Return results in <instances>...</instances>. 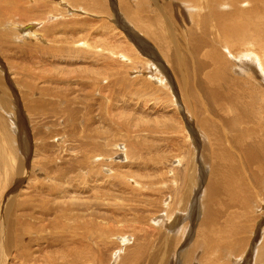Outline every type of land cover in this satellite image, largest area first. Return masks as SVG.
Masks as SVG:
<instances>
[{
    "label": "rangeland",
    "instance_id": "1",
    "mask_svg": "<svg viewBox=\"0 0 264 264\" xmlns=\"http://www.w3.org/2000/svg\"><path fill=\"white\" fill-rule=\"evenodd\" d=\"M109 1L114 4L101 0L102 14L64 7L51 24L32 19L17 20L16 32L0 27V213L10 226L0 264H91L71 261L81 250L95 264H126L127 258L130 264H183L179 251L195 242L199 221L190 216L207 182V139L196 126L189 129L167 83L174 84V76L157 63L171 65L155 45L142 54L146 44L138 30L127 27ZM130 6L138 8L136 2ZM178 18L169 14L167 25ZM31 23L36 35L21 37V27ZM182 25L171 30L178 34ZM183 72L189 75L191 64ZM189 172L192 195L191 184H184ZM259 212L250 210L258 217L249 224L254 232L264 224ZM254 237L245 236L250 246ZM144 239L148 248L141 255ZM256 242L255 251L227 250L225 263L264 264V237ZM195 256L191 264L202 252Z\"/></svg>",
    "mask_w": 264,
    "mask_h": 264
},
{
    "label": "bare ground",
    "instance_id": "2",
    "mask_svg": "<svg viewBox=\"0 0 264 264\" xmlns=\"http://www.w3.org/2000/svg\"><path fill=\"white\" fill-rule=\"evenodd\" d=\"M113 2L116 7L110 1L109 7L124 15L129 22L126 26L131 27L133 31L138 30L135 31L136 34L140 36V40H144L146 48L141 50L142 54H150L153 50L152 45H155L158 47L156 53L162 54L165 61L171 65L168 67L166 63H157L164 68L167 77L168 74L174 76L175 83H167L174 91L177 103H180L179 110L189 129L196 126L199 132L204 134L203 138L206 137V144L209 146L207 152L210 155H205L206 161L209 162L204 161L208 167L207 182L204 183L206 186L204 189L201 188V201H194L190 216L199 221L198 228L194 232L195 242L186 251H179L178 260L180 258L183 264H191L197 258L195 254L198 251L202 252L198 264H226L224 255L229 249L230 251L235 249L236 255L247 247L251 250L254 248L255 251L256 239L264 237V227H262L264 224L255 226V232L249 225L258 218L250 213L253 206L257 211L260 210L259 213L264 211V0H114ZM135 2L138 5L137 9L130 6ZM23 3L25 6H22ZM160 5L165 10H161ZM168 5L175 6V14ZM64 7L78 9L91 15L97 11L98 14L106 12L101 0H0V27L9 30L15 27L12 30L14 32L19 28L16 27L17 20L28 22L32 19V21L41 19L46 24H51L57 19L55 15L60 16L65 13ZM72 11V9L67 10L70 15ZM163 11H167L168 15L172 14V17H179L178 21L174 25L170 23L169 27L166 23L168 15H164ZM180 23L187 26L182 25L183 30L176 34L171 29L175 25H181ZM35 26L32 23L25 27L20 26L21 37L36 35L33 31ZM4 33L3 31V37L6 35ZM135 40L137 38L131 39L132 42ZM187 41H190V45ZM172 53L176 55V60ZM184 56H188L189 63H184ZM120 58L126 61L124 57ZM137 59L140 60L138 57ZM195 59L198 64H195ZM190 64L191 72L187 75L183 71L186 66L190 67ZM150 65L149 68L152 67ZM156 72L158 73L157 70ZM198 76H201V79ZM153 77L155 76L151 78ZM157 79L160 82L164 81ZM181 89L189 95L181 96ZM2 98L1 101L4 100ZM186 106L192 110L191 116L186 114L184 110ZM210 106L216 107V110H210ZM208 111L212 112L210 114L212 117L207 115ZM190 134L192 137L196 135V133ZM199 136L197 134V137ZM203 141L205 143V139ZM22 144L24 140L19 142V148H22ZM17 173H23L20 165ZM188 175L189 177L184 179V184H191L186 187L192 195L191 191L195 188L192 177L194 173L190 175L189 172ZM203 175L204 173L201 178ZM203 182L205 181L201 180L200 184ZM198 185L197 183L196 187ZM4 206L3 201L0 210ZM182 209L186 208L182 206ZM5 216L0 213V262L4 254L3 240L10 227L4 219ZM201 216L202 218L198 219ZM248 233H254L255 236L251 246L249 240L245 238ZM144 241L146 242H143L144 246H139L141 255L146 253L144 247L148 248L145 246L148 244L147 241L145 239ZM135 254L136 252L129 257ZM85 255L82 250L75 252L71 256V261L75 259L74 263L82 260L95 264L92 255L88 253V257H84ZM130 262L132 261L127 258L126 264Z\"/></svg>",
    "mask_w": 264,
    "mask_h": 264
}]
</instances>
